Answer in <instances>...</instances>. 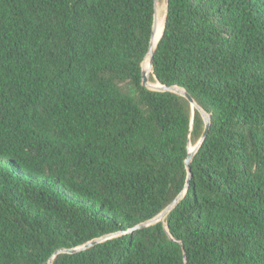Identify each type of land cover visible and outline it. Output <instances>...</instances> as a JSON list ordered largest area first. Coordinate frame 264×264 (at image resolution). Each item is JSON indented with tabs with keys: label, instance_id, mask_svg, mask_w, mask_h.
Returning <instances> with one entry per match:
<instances>
[{
	"label": "trees",
	"instance_id": "trees-1",
	"mask_svg": "<svg viewBox=\"0 0 264 264\" xmlns=\"http://www.w3.org/2000/svg\"><path fill=\"white\" fill-rule=\"evenodd\" d=\"M154 20L155 0H0V264H49L185 189L205 121L142 84ZM151 81L211 116L185 196L52 264H264V0H168Z\"/></svg>",
	"mask_w": 264,
	"mask_h": 264
},
{
	"label": "water",
	"instance_id": "water-1",
	"mask_svg": "<svg viewBox=\"0 0 264 264\" xmlns=\"http://www.w3.org/2000/svg\"><path fill=\"white\" fill-rule=\"evenodd\" d=\"M158 4H159V0H155V20H154V27H153V32H152V36H151V40H150V46H149V51H148V54L145 58V60L143 61V64H142V84L149 88V89H152V90H156V91H171V92H174V93H177L179 95H182L184 96L190 103H191V106H192V109H193V113H194V110L195 109H198L200 112H201V115L205 121V128H204V131L201 135V138L199 139V141L196 143V151L195 152H189L186 160H185V163H186V168H187V171H188V177H187V182H186V186H185V189L160 213L158 214L157 216L149 219V220H146L140 224H137L135 225L134 227L132 228H129L128 230L126 231H116V232H113V233H110V234H106L102 237H99V238H95L81 246H77V247H73V248H60L58 249L54 256L51 257L50 261H49V264H52V261H53V258L58 255V254H61V253H69V254H74V253H78V252H81V251H84L100 242H103L107 239H110L112 237H115V236H118L120 234H123V233H130V232H133L135 231L136 229H141V228H144V227H147V226H150V225H153L159 221H164L165 218L167 217V215L179 204V202L182 200V198L185 196L186 192H187V189L189 188L190 186V182H191V178H192V166H191V163H192V160H193V157L194 155L197 153V151L199 150L201 144L203 143L205 137L207 136L208 132H209V129H210V125H211V116L197 103V101L194 99V97L190 94V92H188L187 90H185L184 88L182 87H179V86H176V85H164V84H161L159 81L156 85H153L151 84V75L146 72L145 68H144V63L145 61L149 58V61H150V66L151 68H153V65H154V55H155V50H156V46H157V43L158 41L160 40V38L162 37V34L159 38V40L157 41V43L155 42V25H156V17H157V8H158ZM167 10H168V0H166V12H165V22H164V27H163V31H164V28H165V23H166V14H167ZM191 141H189V144H190ZM176 241V239H174Z\"/></svg>",
	"mask_w": 264,
	"mask_h": 264
},
{
	"label": "bare ground",
	"instance_id": "bare-ground-1",
	"mask_svg": "<svg viewBox=\"0 0 264 264\" xmlns=\"http://www.w3.org/2000/svg\"><path fill=\"white\" fill-rule=\"evenodd\" d=\"M164 22H165V16L162 14V12L160 11V7L158 6L156 25H155V42L156 43L159 40V38L163 32ZM144 68H145L146 72H148L150 75L152 74L153 68H151V66H150L149 58L145 61ZM151 84L156 85L157 83L151 82ZM190 144H192V142H190ZM190 144H189V152H195L197 149L196 144H192L193 146Z\"/></svg>",
	"mask_w": 264,
	"mask_h": 264
},
{
	"label": "rangeland",
	"instance_id": "rangeland-1",
	"mask_svg": "<svg viewBox=\"0 0 264 264\" xmlns=\"http://www.w3.org/2000/svg\"><path fill=\"white\" fill-rule=\"evenodd\" d=\"M158 6L160 7V11L162 12V14L165 16V12H166V0H159V4ZM152 83H158V82H154L151 81ZM193 144V143H192ZM190 144V145H192ZM193 146V145H192ZM5 165L9 168H11L10 164L8 162H5Z\"/></svg>",
	"mask_w": 264,
	"mask_h": 264
}]
</instances>
